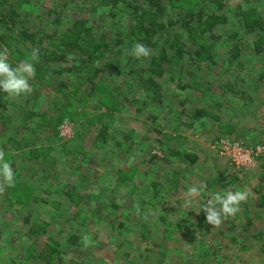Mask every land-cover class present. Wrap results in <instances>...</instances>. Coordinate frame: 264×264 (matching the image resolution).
<instances>
[{
	"label": "rangeland",
	"instance_id": "374dc122",
	"mask_svg": "<svg viewBox=\"0 0 264 264\" xmlns=\"http://www.w3.org/2000/svg\"><path fill=\"white\" fill-rule=\"evenodd\" d=\"M239 3L243 4V0H225L228 7ZM256 5L264 11V2L257 1ZM20 14L15 30L28 29L39 35L62 29L80 17L88 18L94 27H101L111 37L130 25L129 10L118 11L117 18H111L106 10L98 7L96 0H39L23 6ZM55 15L59 19L54 20ZM231 29L238 30L240 56L229 61L228 49L235 41L227 38ZM2 34L6 39L0 40V51L8 55L11 63L16 65L29 56L25 54L26 44L16 31L5 32L0 26ZM222 35L216 46L214 65L210 69H193L194 77L188 75V82L184 80L182 85L188 83L191 88L180 89L176 82L165 84L175 116L182 100L186 101L187 111L197 107L207 110L208 116L196 119L192 127L185 126L188 121L179 115L176 120L179 128L162 125L159 135L152 132L153 123L144 125L146 114H131V105L123 103L117 111H107L111 104L104 102L115 101L114 91L110 89L122 79L114 74L102 75L101 80L110 89L98 87L88 98L71 97L59 90L61 78L45 77L30 81L33 89L30 94L0 93V151L12 165L15 183L30 185L32 191L45 199L54 198L47 185L56 183L81 187L84 197L94 195L85 207L81 206L84 210L76 222L73 220L75 208L63 198L60 199L66 206L60 211L41 205L42 209L31 216L39 225L46 224L45 238L53 234L64 237L53 264H67L81 257L85 262L100 264H264V210L254 204L258 189L264 194V157L256 167L237 171L213 148L214 141L228 136L217 126L227 123L235 128L228 137L264 145V51L256 54L253 35H245L237 25L225 28ZM124 68L127 67L122 60L118 63L120 74L125 72ZM128 82L131 83V77L125 81ZM233 83L245 93L243 97L229 91L227 85ZM134 86L124 93L141 99L142 92ZM122 87H125L123 83ZM105 89L110 91L107 93ZM30 99L34 103L32 107L30 102L26 103ZM80 99H84L83 104H78ZM50 104L52 110L48 109ZM31 110L37 115L28 122L24 113ZM158 112L160 119L168 115L166 109ZM63 115L66 117L56 135L51 121ZM3 117L9 121L7 128L1 126ZM102 125L116 133L118 142H122L125 134L133 133L135 147L127 153L114 146L105 158L99 159V152L93 150V138ZM22 138L39 150L37 160L29 158L27 148L15 146ZM168 149L180 151V155H166ZM188 152L197 156L193 163L185 157ZM117 169L127 171L129 176L128 182L119 187H115ZM81 173H86L87 179L82 180ZM234 177L236 183L225 186ZM202 181L206 188L198 197L190 198L188 188ZM4 185L0 180V264H46L37 259L45 238L27 236L33 220H23L25 212L19 210L21 204L10 200L7 206ZM220 189H243L250 195L236 215L215 227L206 221L200 209L210 194ZM100 200L104 202L103 207L113 203L117 209L111 210V205L99 214L93 212V206ZM247 218L252 221V231L261 234L262 239H247L249 249L241 251L229 243L239 231L232 234L228 227L236 223L238 228ZM60 226L66 230L59 235ZM70 234L78 237L72 245L65 242Z\"/></svg>",
	"mask_w": 264,
	"mask_h": 264
},
{
	"label": "trees",
	"instance_id": "16d2710c",
	"mask_svg": "<svg viewBox=\"0 0 264 264\" xmlns=\"http://www.w3.org/2000/svg\"><path fill=\"white\" fill-rule=\"evenodd\" d=\"M68 1V0H65ZM71 1V0H69ZM99 8L106 10L111 18H117L118 11L123 12L126 9L130 12V25L125 31H116L114 36H109L103 32L101 27L90 23L88 18L80 17L68 22L62 29H53L49 33L38 34L28 29L15 30L17 20L21 18L20 9L28 6L29 3L39 2V0H0V26L6 31H16L18 38L26 44L25 54L30 55L35 49L38 50V61L35 62V75L32 78L37 82L42 77L48 80L61 78L58 87L59 90L67 92L71 97L79 96L88 98L90 93L98 87H107V83L102 79V75L111 77L113 74L121 76V81L114 83L110 90L113 101L108 100L105 104H111L107 111L115 112L118 106L131 105V114H146L144 125L154 124L152 132L161 134L165 124L171 125L175 130L179 125L176 123L178 116L185 118L184 125L192 127L196 119L206 118L208 112L204 108L189 109L185 105L186 101H181L179 111L176 116L173 113L174 105H171L168 99V89L165 87L167 82H176L180 89L191 88L188 83L182 85L187 76L193 75V69L200 70L201 67L210 69L215 63V50L218 41L222 39V31L229 27L237 25L243 29L245 35H253L252 46L256 54L264 51V11L256 5L257 1L264 0H243L232 7L225 4V0H96ZM232 11V12H230ZM230 12V13H229ZM55 15L54 20H57ZM59 22V21H58ZM227 38L232 41L228 49L229 61L237 59L240 56V43L238 41V30L231 29ZM6 36H0L1 42H5ZM137 43H143L150 50L147 58L137 59L130 55V50ZM110 48L112 50L110 51ZM24 54H21V56ZM124 62L127 68L123 74H120L118 63ZM13 64V63H12ZM15 66V64H13ZM123 75H126L124 77ZM193 75V76H192ZM115 77V76H114ZM131 77V83L126 84ZM104 79V78H103ZM188 82V81H186ZM122 83L126 87H122ZM138 87L142 92V98L137 100L132 96H127L133 86ZM134 86V87H135ZM125 88V89H122ZM230 92L238 97L245 94L238 88L236 83L227 85ZM105 89L106 92L110 91ZM124 90L127 91L124 93ZM107 92V93H108ZM33 97V95H32ZM140 99V100H139ZM32 99L27 101L29 103ZM78 104H83L84 99L77 100ZM83 102V103H82ZM31 103V107L34 103ZM29 103V104H30ZM48 109L52 110L51 104ZM166 109L167 117L159 118L160 110ZM37 115L34 110L24 113L26 121H32ZM166 116V115H165ZM66 116L51 121L58 133V127L62 119ZM70 118V117H69ZM47 122L49 121L46 119ZM161 120V122H159ZM7 118L3 117L2 128H7ZM183 125V122L181 123ZM171 127V128H172ZM218 130L223 131L226 135H231L234 131V125L223 124L217 126ZM173 129V130H174ZM226 136V137H228ZM135 135L127 133L122 137V142H118L116 133L107 126L102 125L98 128L93 138V150L99 152V159L105 158L114 146L122 151L130 152L135 147ZM15 146L27 148L29 158L37 160L39 150L30 147L25 138ZM26 140V141H25ZM18 141V140H17ZM162 144V141H159ZM245 143V142H244ZM248 146L253 143H245ZM112 146V147H111ZM264 146V145H263ZM108 150V151H107ZM166 155L176 157L180 151L168 149ZM185 157L190 163L197 160L194 153H185ZM152 157H156L154 155ZM90 164V163H88ZM88 164L86 166H88ZM89 167V166H88ZM86 173H81L82 180L87 179ZM128 173L123 169H117L115 177V187L122 186L128 182ZM236 177L230 179L225 186L230 187L236 183ZM28 185V184H27ZM21 183H14L12 186L4 185L5 197L11 203L20 205L19 210L24 211L23 220L30 222L34 211L42 209L47 205L55 211H60L65 204L60 198H63L75 208L73 220L80 217L81 206L85 207L90 199L94 197H84L81 187L74 185L70 187L63 183L47 185V189L55 194L52 199L40 197L32 188ZM154 187L156 184H152ZM53 186L57 188L53 189ZM59 198V199H58ZM90 198V199H89ZM97 198V197H96ZM99 198V197H98ZM7 202V203H8ZM8 203L9 206L11 203ZM255 207L264 210V194L258 189L255 197ZM111 210L115 211L117 205L111 203ZM5 206V207H7ZM66 206V205H64ZM104 206L103 201L93 206V212L99 214L102 209L109 207ZM43 207V208H44ZM33 222L28 229L27 236L35 235L38 238H45L46 224ZM235 224H230V232L239 231L233 234L229 243L237 245L238 250L244 251L249 249L247 239L254 241L261 240V234L256 235L252 226V221L247 218L240 223L238 228ZM66 230L65 226L59 227V235ZM56 234L48 235L42 242V249L37 256L38 260L46 264L55 263L59 256L61 242L64 237ZM256 239V240H255ZM78 240L76 235H68L65 241L68 245L74 244ZM67 264H100L91 260H70Z\"/></svg>",
	"mask_w": 264,
	"mask_h": 264
},
{
	"label": "clouds",
	"instance_id": "9594fccd",
	"mask_svg": "<svg viewBox=\"0 0 264 264\" xmlns=\"http://www.w3.org/2000/svg\"><path fill=\"white\" fill-rule=\"evenodd\" d=\"M130 55L137 59L147 58L150 50L143 43H137L130 50ZM37 61L38 50L34 49L25 60L13 66L8 55L0 51V93L10 96L30 94L33 90L30 81L35 75ZM0 180L7 186L15 183V173L3 151H0ZM205 188L206 184L202 181L189 187L188 195L190 198L198 197ZM249 195L250 193L243 189H220L210 194V199L200 211L204 212L209 224L218 227L226 218L239 212L240 205L247 201Z\"/></svg>",
	"mask_w": 264,
	"mask_h": 264
},
{
	"label": "built area",
	"instance_id": "2783aa9c",
	"mask_svg": "<svg viewBox=\"0 0 264 264\" xmlns=\"http://www.w3.org/2000/svg\"><path fill=\"white\" fill-rule=\"evenodd\" d=\"M214 142L213 148L216 152L227 159L230 166L237 171L256 167L258 161L264 157V146L260 144L248 146L232 137H219Z\"/></svg>",
	"mask_w": 264,
	"mask_h": 264
}]
</instances>
